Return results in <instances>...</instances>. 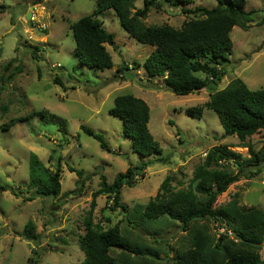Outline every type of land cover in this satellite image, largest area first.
I'll return each instance as SVG.
<instances>
[{
  "label": "rangeland",
  "instance_id": "rangeland-1",
  "mask_svg": "<svg viewBox=\"0 0 264 264\" xmlns=\"http://www.w3.org/2000/svg\"><path fill=\"white\" fill-rule=\"evenodd\" d=\"M34 1L0 0V264H80L84 253L78 238L84 233L92 194L99 190V174L111 184L128 167L151 161L140 172L144 178L137 176L132 188L123 187L120 192V205L132 211L138 204H147L167 176L173 178V191L190 189L195 168L213 147H226L246 160L247 148L257 151L264 146V131L241 143L234 136H222L223 129L212 111L203 109L199 120L186 114L188 108L203 106L214 91L176 96L165 89L162 79L147 81L142 65L153 47L130 38L113 10L98 16L115 40L113 47L106 46L113 67L100 71L79 64L70 30L72 24L95 10L96 0H41L33 5ZM160 3L161 7L149 9L143 20L146 27L179 29L193 17ZM216 4V0H195L188 9L212 10ZM134 6L142 8L143 0H135ZM244 10L255 12L254 21L246 29L234 27L231 31L232 54L215 91L235 79L250 90L264 89V0H246ZM13 59L16 62L8 64ZM119 95L146 102L150 110L148 129L162 150L157 158L168 161L155 160L156 156L142 158L132 152L130 141L122 134L121 120L109 115L113 99ZM39 111L45 113L43 118L7 126L11 120ZM82 125L103 135L107 148L101 149L84 134ZM31 152L51 170L60 169L59 198L27 201L32 194L28 185ZM68 167L83 171L81 191L76 190L78 177ZM230 170L235 172L236 168ZM254 170L258 171L251 179L241 178L230 185L213 208L233 203L243 213L258 209L264 214V165ZM93 172L98 175L92 176ZM74 190L77 192L72 193ZM110 206L107 195H98L93 223L104 230L118 223L126 225L127 213L111 211ZM27 223L33 224L38 239L26 232ZM210 229L216 236L232 238L231 231L219 224L212 223ZM142 230L158 233L150 239L135 232L149 246L161 249L169 245L171 253L166 257L163 252L160 258L147 254L156 257L159 264H168L186 237L179 227L164 223L144 225ZM262 239L259 255L264 261V231Z\"/></svg>",
  "mask_w": 264,
  "mask_h": 264
},
{
  "label": "trees",
  "instance_id": "trees-1",
  "mask_svg": "<svg viewBox=\"0 0 264 264\" xmlns=\"http://www.w3.org/2000/svg\"><path fill=\"white\" fill-rule=\"evenodd\" d=\"M134 1L96 0L93 12L70 26L79 64L100 71L113 67L106 46H114V36L98 19L102 12L113 10L120 27L130 38L153 47L142 65L147 81L162 79L165 89L176 96H188L202 90L214 91L203 106L188 108L185 111L188 116L199 120L203 109L212 111L223 129L222 136H234L241 143L264 131V89L250 90L243 81L235 79L224 89L215 91L225 75V63L229 62L228 57L232 54L231 31L234 27L246 29L254 21L255 12L244 10L246 0H216V7L212 10L203 7L188 9L195 0H143L142 8H136ZM160 1L193 17L179 29L168 25L146 27L143 20L151 7H161ZM40 3L41 0H35L33 5ZM35 51L38 49H34V56ZM13 62L16 60L8 64ZM109 115L121 120L122 134L130 141L133 153L142 158L156 156L155 160L162 159L157 158L162 150L148 129L150 110L146 102L132 95L116 96ZM43 116L45 113L42 111L33 112L27 117L11 120L7 126ZM80 130L98 142L101 149L107 148L103 135L83 125ZM247 149L249 158L241 160L240 155L226 147H213L195 168L190 189L173 191V178L167 176L155 196L147 204L136 205L132 211L120 205V192L123 187L132 188L137 176L143 179L140 172L151 161L128 167L125 172L118 173L111 184L103 174H99V190L92 194L90 210L84 220V233L78 238L79 248L84 253L80 264H159L160 261L147 257V254L160 258L163 252L166 257L171 249L168 244L161 249L149 246L143 239L145 235L150 238L158 233L142 230V226L163 223L179 227L186 236L180 250L174 252L168 264H264L259 255L264 214L258 209L243 213L233 203L218 210L213 208L217 198L230 185L241 178L251 179L258 171L251 170L264 165V146L257 151ZM162 160L168 161L166 158ZM231 168H236V171H231ZM68 171L78 177L76 190L81 191L85 178L83 171L72 167H68ZM95 175L98 174L93 172L92 176ZM28 179L32 194L27 201L59 198L60 169L46 167L32 152L29 154ZM102 193L111 200V211L120 209L127 213L124 215L126 225L122 227L118 223L104 230L100 224L93 223L95 199ZM212 223L231 231L232 238L214 235L210 229ZM25 230L31 238L38 239L39 234L33 233L32 223H27ZM138 231L144 233V237L135 233ZM114 250L118 253L115 254Z\"/></svg>",
  "mask_w": 264,
  "mask_h": 264
},
{
  "label": "water",
  "instance_id": "water-1",
  "mask_svg": "<svg viewBox=\"0 0 264 264\" xmlns=\"http://www.w3.org/2000/svg\"><path fill=\"white\" fill-rule=\"evenodd\" d=\"M31 10V9H30ZM30 18H31V12L29 11V12H27V14H26V20L27 21H30ZM149 258H151V259H153V260H158L156 257H154V256H150L149 255Z\"/></svg>",
  "mask_w": 264,
  "mask_h": 264
},
{
  "label": "built area",
  "instance_id": "built-area-1",
  "mask_svg": "<svg viewBox=\"0 0 264 264\" xmlns=\"http://www.w3.org/2000/svg\"><path fill=\"white\" fill-rule=\"evenodd\" d=\"M222 232H223V229H222Z\"/></svg>",
  "mask_w": 264,
  "mask_h": 264
},
{
  "label": "crops",
  "instance_id": "crops-1",
  "mask_svg": "<svg viewBox=\"0 0 264 264\" xmlns=\"http://www.w3.org/2000/svg\"><path fill=\"white\" fill-rule=\"evenodd\" d=\"M83 235V234H82Z\"/></svg>",
  "mask_w": 264,
  "mask_h": 264
}]
</instances>
